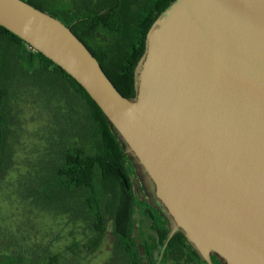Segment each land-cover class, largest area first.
I'll return each mask as SVG.
<instances>
[{"label":"water","instance_id":"obj_1","mask_svg":"<svg viewBox=\"0 0 264 264\" xmlns=\"http://www.w3.org/2000/svg\"><path fill=\"white\" fill-rule=\"evenodd\" d=\"M0 25L59 65L110 120L208 264H264V0H174L125 97L64 22L0 0Z\"/></svg>","mask_w":264,"mask_h":264},{"label":"trees","instance_id":"obj_2","mask_svg":"<svg viewBox=\"0 0 264 264\" xmlns=\"http://www.w3.org/2000/svg\"><path fill=\"white\" fill-rule=\"evenodd\" d=\"M64 22L86 44L99 60L117 89L128 98L136 95L135 67L145 51L146 36L159 14L174 0H146L134 9L137 0H24ZM136 10V11H135ZM101 30L113 36L109 42H99ZM33 74L40 83L52 84L62 78L72 85L88 105L80 118L94 127L92 135L82 145L75 143L65 151L63 161L56 166L55 186L47 197L66 196L79 199V207L87 214L92 235L82 244L85 249L98 248L112 217L119 243L128 252L131 264H141L134 239V212L137 202L135 180L131 172V155L119 138L115 127L88 92L59 65L32 48L16 34L0 25V179L5 174L8 159V126L6 111L13 72ZM88 110V109H87ZM91 132V130H90ZM87 134V132H86ZM85 134V136H86ZM161 227V226H157ZM159 244L163 246L170 233L164 227ZM185 242L178 232L169 246ZM81 247L78 241L68 248ZM169 248V247H168ZM0 264H61L60 255H46L40 262L25 257L0 254Z\"/></svg>","mask_w":264,"mask_h":264},{"label":"rangeland","instance_id":"obj_3","mask_svg":"<svg viewBox=\"0 0 264 264\" xmlns=\"http://www.w3.org/2000/svg\"><path fill=\"white\" fill-rule=\"evenodd\" d=\"M145 1L137 0L133 8L144 6ZM112 38L106 30L98 35L99 42ZM8 78L6 111L10 122L6 172L0 179V254L36 263L46 255L59 254L61 264H131L128 253L118 244L112 217L107 220L98 248L89 251L82 246L92 233L87 214L77 204L81 198L69 201V193L46 196L55 186L56 166L69 146L75 141L78 145L90 142L87 137L94 127L90 120L80 118L83 108L90 115L86 101L62 78L44 85L33 74L19 71ZM130 168L135 175L132 165ZM136 182L139 186L138 177ZM136 203L134 239L136 244H143L146 235L153 234L154 225L143 215L147 201L141 189ZM75 241L81 247L68 248ZM158 245L156 258L160 254Z\"/></svg>","mask_w":264,"mask_h":264},{"label":"flooded vegetation","instance_id":"obj_4","mask_svg":"<svg viewBox=\"0 0 264 264\" xmlns=\"http://www.w3.org/2000/svg\"><path fill=\"white\" fill-rule=\"evenodd\" d=\"M131 157V165L135 174L133 175L135 178V191L138 193V190L141 189L147 201V207L143 209V215L149 219L151 225H154L153 234L148 233L143 244L135 245L141 264H208L201 258L189 242L173 244L172 246L168 245L164 252H162L164 245L160 246V254L159 257L156 258L155 251H157L159 247L158 244L164 232V227L170 226V218L163 204L155 194L154 182L148 178L147 173L139 165L136 158L133 156ZM137 177L140 187L137 186ZM140 249H143L142 252L144 255H142ZM212 259L214 264H226L217 254H213Z\"/></svg>","mask_w":264,"mask_h":264}]
</instances>
